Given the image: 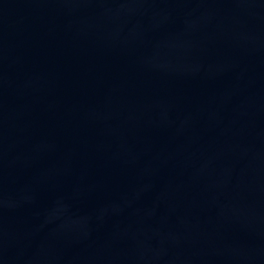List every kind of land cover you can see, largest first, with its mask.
Listing matches in <instances>:
<instances>
[{
  "label": "water",
  "instance_id": "water-1",
  "mask_svg": "<svg viewBox=\"0 0 264 264\" xmlns=\"http://www.w3.org/2000/svg\"><path fill=\"white\" fill-rule=\"evenodd\" d=\"M0 264H264V0H0Z\"/></svg>",
  "mask_w": 264,
  "mask_h": 264
}]
</instances>
